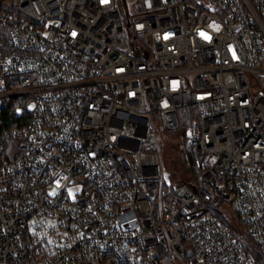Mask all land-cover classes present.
I'll use <instances>...</instances> for the list:
<instances>
[{"label": "built area", "instance_id": "obj_1", "mask_svg": "<svg viewBox=\"0 0 264 264\" xmlns=\"http://www.w3.org/2000/svg\"><path fill=\"white\" fill-rule=\"evenodd\" d=\"M1 114L0 264H264V0H0Z\"/></svg>", "mask_w": 264, "mask_h": 264}, {"label": "rangeland", "instance_id": "obj_2", "mask_svg": "<svg viewBox=\"0 0 264 264\" xmlns=\"http://www.w3.org/2000/svg\"><path fill=\"white\" fill-rule=\"evenodd\" d=\"M184 142L179 139V135L163 132L159 141V154L161 166L170 175L172 183H188L190 174L186 167H182V152L185 151Z\"/></svg>", "mask_w": 264, "mask_h": 264}, {"label": "trees", "instance_id": "obj_3", "mask_svg": "<svg viewBox=\"0 0 264 264\" xmlns=\"http://www.w3.org/2000/svg\"><path fill=\"white\" fill-rule=\"evenodd\" d=\"M179 113H180V119H181V127H180L181 129L178 133H176V135L180 136L181 134H183V131L188 127V124L190 122L189 120L193 118L197 119V115L195 113V108L193 107H188L186 109H180ZM10 123L11 121H9V117L6 114L0 115V126L2 128H7ZM171 135H175V134H171ZM161 136H163V132L160 133V138ZM183 142H184V146L186 150L181 151L182 152L181 165L182 167H186V169H188L189 174H190V180H193L195 179V174H196L195 169H194V159H193L190 147L185 143L184 140ZM245 239L247 243L246 244L247 250H249L252 253H255L256 250H254L255 246L253 245L252 240L249 237L248 238L246 237Z\"/></svg>", "mask_w": 264, "mask_h": 264}]
</instances>
